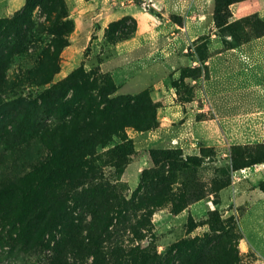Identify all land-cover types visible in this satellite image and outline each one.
I'll list each match as a JSON object with an SVG mask.
<instances>
[{
  "label": "rangeland",
  "instance_id": "rangeland-1",
  "mask_svg": "<svg viewBox=\"0 0 264 264\" xmlns=\"http://www.w3.org/2000/svg\"><path fill=\"white\" fill-rule=\"evenodd\" d=\"M203 1L193 6V0H64L73 28L52 82L80 68L83 78L70 92L67 107L84 95L100 104L102 119L110 125L95 134L101 141L91 163L97 182L116 192L113 205L104 198L100 202L104 251L114 248L128 259L138 247L164 255L179 240L197 237L209 264H264V179L245 185L255 168L264 174V115L219 121L206 98L233 87L212 85L208 57L260 32L252 24L264 21V0L229 6L234 0L220 1L222 46L213 45L207 33L195 39L188 35L186 26L201 20L195 13ZM240 1H245V14L231 7ZM20 9H0V20ZM33 19L48 23L39 6ZM38 36L41 43L51 37L47 32ZM29 64L30 57L17 56L8 73ZM24 90L35 96L40 88L26 85ZM62 114L46 120L60 122ZM119 145L125 154L115 150ZM257 160L262 162L240 166ZM166 177L168 194L159 196ZM84 215L93 221L91 211ZM190 216L193 227L187 225ZM35 240L0 245V264H52L55 240L44 245Z\"/></svg>",
  "mask_w": 264,
  "mask_h": 264
},
{
  "label": "trees",
  "instance_id": "trees-1",
  "mask_svg": "<svg viewBox=\"0 0 264 264\" xmlns=\"http://www.w3.org/2000/svg\"><path fill=\"white\" fill-rule=\"evenodd\" d=\"M220 1L214 11L217 27L222 24L217 16ZM37 6L46 14L47 24L35 23ZM252 26L260 30L255 37L264 35V21L255 20ZM72 28L64 0H26L11 18L0 20V245L20 238L25 243L31 237L40 238L35 242L43 245L55 240L52 264H83L90 257L91 264H209L197 237L179 240L164 255H149L138 247L128 259L114 248L104 251L100 202L105 199L113 205L116 192L97 182L91 163L101 141L95 134L109 130L110 125L102 119L100 104L84 95L72 109L67 107L70 92L83 78L80 68L52 82L60 71V55ZM45 32L51 37L41 43L38 35ZM17 56L30 57L31 64L10 75ZM26 85H38L40 90L35 96L24 95ZM59 113H63L62 121L46 120ZM115 148L125 154L124 146ZM168 180L162 178L157 195L168 194ZM260 188L264 191V183ZM87 210L93 213L89 223L84 215ZM195 223L190 216L187 225ZM47 234L52 238L45 241Z\"/></svg>",
  "mask_w": 264,
  "mask_h": 264
},
{
  "label": "crops",
  "instance_id": "crops-1",
  "mask_svg": "<svg viewBox=\"0 0 264 264\" xmlns=\"http://www.w3.org/2000/svg\"><path fill=\"white\" fill-rule=\"evenodd\" d=\"M25 1L0 0V9L13 12L20 9ZM203 2V8L195 13L201 20L194 27L192 25L189 27V24L186 26L188 35L195 39L198 35L207 33L213 45L222 46L219 29L213 17L214 0ZM193 3H195L193 6L197 5V0H193ZM234 6L236 10L241 7L242 10L238 12L245 14V1L231 7ZM232 12L234 15L237 14V11ZM206 63L213 74L212 85L220 86L221 83H225L233 86L206 94L208 104L217 120H245L264 115V35L219 49L208 57ZM224 106L227 108H223ZM260 179H264V174L260 168H255L247 174L245 185H252Z\"/></svg>",
  "mask_w": 264,
  "mask_h": 264
}]
</instances>
